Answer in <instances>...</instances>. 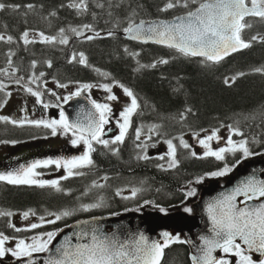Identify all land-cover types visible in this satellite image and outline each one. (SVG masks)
<instances>
[{
    "label": "trees",
    "instance_id": "16d2710c",
    "mask_svg": "<svg viewBox=\"0 0 264 264\" xmlns=\"http://www.w3.org/2000/svg\"><path fill=\"white\" fill-rule=\"evenodd\" d=\"M166 2L0 0L6 5L0 10V34L5 36V40L0 41V78L5 74L9 80H20V84L27 86L30 78H35L40 84L45 80L61 85L88 84L101 90H106L104 85L121 91L128 88L139 104L131 116L123 142L112 143V140L107 146L96 142L92 151L93 164L83 175L60 181L59 191L52 186L1 181L2 213L31 212L39 217L56 218L69 211L71 215H61L54 223L24 231L12 227L9 215H0V233L18 239L47 237V233L57 235L84 218L144 209L170 212L187 205L188 197L192 199L187 193L199 192L197 183L206 184L218 178L225 180L245 161L264 157V72L254 71L264 68V42L252 41L251 47L215 64L171 48L125 38L128 27L187 14L202 0H196L188 8L162 11ZM28 5L33 7L28 8ZM245 23L251 25L242 31L245 41L253 36L264 37V20L251 18ZM61 29H64L67 44L59 43ZM26 31L29 35L42 32L57 40L45 42L42 39L25 44L23 34ZM78 32L83 34L78 35ZM7 36L13 38L11 42L7 41ZM89 36L93 38L88 39ZM80 53L86 57V64L79 62ZM73 54L76 60H72ZM162 60L168 63H161ZM226 80L229 83H225ZM42 91L41 96L50 101L48 90L43 88ZM81 94L88 95L97 104H105L103 95L89 90ZM6 100V93L0 91V108ZM137 130L139 139L136 138ZM209 131H228L237 150L224 153L225 159L218 160L213 156L205 157L204 152L192 156L193 147L184 148L179 144L186 134ZM50 134V129L44 127L15 126L0 120V140L22 142L33 137L49 138ZM142 136L150 137L152 144L171 140L176 146L177 165L168 167L171 156L169 159L165 156L145 159L147 152L141 145ZM242 141L247 142L250 153L247 157L239 148ZM225 168L229 171L224 175H212ZM134 189L139 190L135 196L132 195ZM86 205L99 206L85 210ZM162 264H193L189 248L184 242L172 243L165 250Z\"/></svg>",
    "mask_w": 264,
    "mask_h": 264
},
{
    "label": "snow or ice",
    "instance_id": "6c2138e0",
    "mask_svg": "<svg viewBox=\"0 0 264 264\" xmlns=\"http://www.w3.org/2000/svg\"><path fill=\"white\" fill-rule=\"evenodd\" d=\"M196 3V0H167L162 11H168L176 7L188 8L190 4ZM79 7V5H74ZM6 7L4 3H0V10ZM19 7V6H15ZM28 8H32V5H28ZM87 7L86 4L83 5ZM55 13H53L54 15ZM259 17L264 20V0H207L202 2L194 11H189L184 17H177V22L167 23L160 22L157 25L149 27L148 33H151L155 37V42L160 44H166L170 48H175L184 55L190 56H202L208 61L218 63L224 57L230 55L233 52L240 51L252 46V41L264 42V37L253 36L251 40L245 41L242 38V31L245 28L251 27L250 24L244 23L246 17ZM144 22L135 27H128L126 32L134 33L133 38H141V31L143 29ZM86 28L90 26L85 25ZM73 32H77L76 29H72ZM61 37L59 43L67 44L68 40L63 36L64 29L60 30ZM82 35L83 33H77ZM29 33L26 31L23 34L25 44L31 43L28 39ZM45 42H54L57 37L45 36L44 33L39 34ZM99 35V33H97ZM111 35V33H110ZM88 39L93 37L89 36ZM149 38H152L151 36ZM11 36H7V41H12ZM5 40V36L0 34V41ZM75 54L72 56V60H76ZM79 62L82 64L87 63V59L83 53L79 54ZM161 63H168L167 60L160 61ZM11 64V61H9ZM35 65V62H33ZM155 67V65H152ZM51 67V62H49ZM3 71H7L6 69ZM256 72H264V68L254 69ZM41 76L43 73L40 74ZM244 75V73H240ZM22 79V78H21ZM235 77L232 82L235 81ZM36 81L33 80L32 83ZM17 84L20 80L16 81ZM229 83V81H225ZM60 87H67V85H59ZM6 86L0 81V91H3ZM92 85H82V88H91ZM108 92L112 89L108 85L103 86ZM123 87V85H121ZM33 96L40 97L42 95L39 91H34L31 87L26 89ZM125 94L131 98L130 106H127L121 113L123 123L119 125L120 134L115 137L112 143H122L127 133L128 127L131 123V116L139 104L136 96L128 88L123 89ZM79 95L80 93H75ZM11 95V93H7ZM71 97L69 96L68 99ZM108 100H117L115 95H109ZM43 103L42 101H39ZM6 103V101H5ZM93 105L99 112V119H93L92 122L82 125L80 123H71L61 110V118L59 120H34V121H16L12 120L11 123H19L23 126L24 123H29L37 127L43 126L52 130V135L57 134V129H62L64 134L71 132L76 138L71 141L73 145H78L83 142L88 146V151L81 155L72 157L65 160H38L32 163L29 167H21L14 172L0 173V181H6L9 184H27V185H39L40 187L52 186L56 187L59 191V181H43L38 180L35 177L39 175L35 171L38 167L55 164L57 167L63 166L67 169V175L63 179H68L73 175H80L82 173L74 170L84 168L93 164L91 158V152L94 151L92 142L102 143L105 146L109 144V141L102 140L103 126L108 123L107 114L111 113V107L108 104H97L92 101ZM45 108L49 105L44 104ZM189 111H191L189 109ZM0 120L8 121V117H0ZM242 135V133H241ZM140 132L137 130L136 138L139 139ZM218 139L216 133L209 135L206 139L200 140L199 143L207 149L204 156H213L218 160H224V153L235 152L236 147L232 148H220L218 151L211 149L209 141ZM169 145V155L171 161L168 167H175L178 163L176 160V146L171 140L167 141ZM184 148H189L186 142L181 140ZM227 143L234 145L231 137H229ZM246 141H242L239 148L243 150L244 155L247 157L250 155L248 148L246 147ZM192 156H197L195 151L191 152ZM147 158L146 156L144 157ZM203 158V157H199ZM163 159V157H161ZM227 171L225 168L223 171L212 173L213 176H222ZM138 189H134L132 195L135 196ZM119 194V193H118ZM195 190L189 191L188 196H193ZM238 195H244L247 200L264 198V181H258L253 179L248 180L243 187H238L232 194L225 196L223 199L218 200L208 205V212L212 220V232L214 235L211 238H205V247L202 249L203 256H193L194 264H230L226 259H217L212 255L216 249H222L224 253H231L239 257V264H254L251 256L245 254V250L242 248L237 240L247 245L248 249L261 252L264 255V204L254 208H241L235 203ZM99 205H86L85 210L92 207H98ZM191 211V209H186ZM34 214V213H33ZM0 215H12V213H2ZM24 217L27 218L29 213L25 212ZM62 216H69L71 212L64 211ZM61 215H57L56 219L59 220ZM43 219V218H41ZM54 223L55 221H49ZM38 224H32L31 228L35 229L39 227ZM15 227V225H12ZM20 231L21 229H16ZM47 240L42 237L39 239L34 238L32 244H26L24 240H20L16 245L15 250L5 248V241L8 237L3 233H0V257H3L6 252H11L13 256L30 257L33 252H47L49 251V245L54 239L55 233H47ZM166 239L163 243L153 242L149 243L147 238L142 236L134 244L129 245L124 242H118L114 238L107 236L100 237L95 234V230L91 235L90 244L76 245L73 250H69L67 247L63 249H56L60 253L59 258H50L48 264H159L160 257L163 254L164 248L168 247L172 243H181L179 236L171 237L168 233L163 234ZM259 264H264V260L259 261Z\"/></svg>",
    "mask_w": 264,
    "mask_h": 264
},
{
    "label": "water",
    "instance_id": "95a60500",
    "mask_svg": "<svg viewBox=\"0 0 264 264\" xmlns=\"http://www.w3.org/2000/svg\"><path fill=\"white\" fill-rule=\"evenodd\" d=\"M184 16L186 15L179 17ZM176 18L171 20L146 21L143 24L141 38L134 39V33L129 32L125 34V37L132 42L168 47L166 44L155 42V37L151 33H148L147 29L160 22L178 23ZM249 18H251V16L246 17L245 20ZM140 24L141 23L135 24L133 27ZM150 36L152 38H149ZM243 50L245 49L231 53L218 63ZM191 57L206 59L202 56ZM61 109L71 123L86 125L92 122L93 119H99L98 110L93 105L92 100L87 96L73 97L64 105H61ZM253 178L258 181H264V158L262 157L245 162L225 183L219 181L212 182L203 187L198 201L192 205L193 215L184 212L163 214L161 212L146 211L142 213H127L117 217L99 216L81 219L63 229L57 235L49 251L46 253L32 254L30 257L16 259L10 262L2 261L0 264H48L50 258H59L60 253L56 251L58 248L63 249L67 247L69 250H73L76 245L90 244L91 235L94 230L95 234L100 237L107 236L109 238H114L118 242H124L129 245L138 241L141 235L146 237L150 244L153 242L163 243L166 239L163 235L164 233H168L171 237L180 236L189 247L191 259L193 261V256H203L204 253L202 249L205 247L204 239L211 238L214 235L212 232V220L208 212V205L232 194L238 187H243L248 180ZM235 203L241 208H254L264 204V198L247 200L246 196L238 195ZM237 243H240L242 248L256 261L264 259V255H262L261 252L248 249L247 245H244L239 239ZM222 253V249H216L213 251L212 255L217 259H222ZM163 260L164 250L160 257L159 264H162ZM201 264H203V261H201Z\"/></svg>",
    "mask_w": 264,
    "mask_h": 264
},
{
    "label": "rangeland",
    "instance_id": "374dc122",
    "mask_svg": "<svg viewBox=\"0 0 264 264\" xmlns=\"http://www.w3.org/2000/svg\"><path fill=\"white\" fill-rule=\"evenodd\" d=\"M40 33H31L30 35H28V39L30 41H40L42 40V37L39 35ZM7 74V73H6ZM8 75V74H7ZM10 78L8 76H6L4 74L3 78H0V81H2L4 83V85L6 86L4 88V90L2 92L4 93H11V95H7V100L6 103H4L2 105V107L0 108V117H8L9 121L12 120H16V121H34V120H45V121H51L50 118H47L44 115L38 114L39 112H37L36 109L31 108V111H28V103L34 102V103H38L41 107H44V104H48L49 108H56L57 104L56 103H64L68 100V97H72L74 95H76L75 93L79 92L82 93L84 90H89L91 93H95L97 95H103L106 99L105 104L110 105L111 107V113L107 114V119H108V123L105 124L106 129L108 128H113L114 126L119 127V125L121 123H123V118L121 117V113L124 111V109L127 106H130L131 103V98L128 97L124 90L121 91L118 88H114L112 89L111 92H108L107 90H101V88H82L81 84H62V85H67V87H60L56 82H50V83H46L45 80H42V84L39 83L38 80H36L35 78H30L29 81V85H24V84H17L16 81L14 80H9ZM35 80V83H32V81ZM28 87H31L34 91H36L35 87L38 88L37 91L39 92H43V88L47 89L50 94L52 99H49L50 101H46L47 97L44 96H40L39 98L36 96H33L31 93H29L26 89ZM109 95H115L118 99L117 100H108L107 97ZM39 101H42L43 103H40ZM54 102V103H53ZM42 110V109H40ZM116 118H115V117ZM19 124V123H17ZM129 128V127H128ZM214 132H204V133H197V134H186L183 137L180 138V140H183V142H186L188 145H190L191 147H193V149L195 150V152L199 155H201L202 152L205 153V151H207V149H205L200 143V140H204L206 139L209 135H212ZM216 133V132H215ZM120 134V127H119V132L118 135ZM61 135V134H60ZM59 134L56 135H52V132L50 134L49 138L46 139H42L40 140L39 143H30L27 142L28 140L22 141L20 143H22V147H21V151H23L22 149H26L28 148L29 150H33V148L38 147L39 149H41V151L43 150H47V149H59V148H64L65 144H61L59 143V139L58 136H60ZM66 135V139H67V146L70 148H88V146L86 144H84L83 142L79 143L78 145H73L71 143V141L73 139H75L76 137L73 136V134L71 132H68ZM218 139H213L212 141H209L208 143L210 144V147L212 150L214 151H218L220 148H232L235 146V142L233 141V136L228 132V131H223V132H218L216 133ZM229 137H231L232 141L234 142V145H229L227 143ZM101 139L103 140V136H101ZM141 140V145L143 147V149L146 150L147 154L146 157L148 158H161L163 156L167 157L169 159L170 155L169 153V145L167 142L165 143H151V138L147 137V136H142L140 137ZM69 142V143H68ZM94 142V141H93ZM96 143V142H95ZM179 144L182 146L183 144L180 143ZM13 152V146L10 143H2L0 144V155H10ZM25 152H27L28 154L30 153V151L25 150ZM41 158V157H40ZM39 160H54V157L52 156V154L50 153H46L44 158H41ZM63 167V166H61ZM60 167V168H61ZM8 172H12V171H4V170H0V173H8ZM65 174L67 175V169L65 168ZM54 173L51 174H46L45 176H42V180L43 181H47L51 178H53ZM217 180H223L222 178H218L215 180H209L206 184H200L197 183L196 187L199 186V192L197 194H195L194 196L188 197V201H187V205L184 207H179L176 209V211L174 212H187L189 213V211H186V209H189V207H191V205L193 203H195L198 200V195L201 191V188L206 186L207 184H209L210 182L213 181H217ZM188 188V187H187ZM195 197V198H194ZM190 202V203H189ZM189 203V204H188ZM43 218V219H41ZM54 218L53 217H38L33 213H29L28 217L25 218L23 214H15L13 216H11V220L12 223L15 225L16 229H21V230H26V229H30L32 224H38V225H46L47 223H49V221H52ZM6 236V235H5ZM45 238H43L44 240H47V237L44 236ZM33 239L34 238H29V239H17V238H12V237H8V240L5 241V248H11L14 249L16 248V245L19 243L20 240H24L26 244H32L33 243ZM37 239V237H36ZM230 255H233L231 253H229ZM234 259H235V255ZM16 258V256H13L11 252H6L5 255L3 257H0L1 260L3 261H8V260H12ZM237 259H239V257L236 256ZM253 260V259H252ZM256 263V262H255ZM254 263V264H255ZM234 264H239L236 263V260L234 261ZM259 264V263H257Z\"/></svg>",
    "mask_w": 264,
    "mask_h": 264
},
{
    "label": "flooded vegetation",
    "instance_id": "af4514ba",
    "mask_svg": "<svg viewBox=\"0 0 264 264\" xmlns=\"http://www.w3.org/2000/svg\"><path fill=\"white\" fill-rule=\"evenodd\" d=\"M40 109H42V108L40 106H38L37 111L41 115H48L49 117L54 118L55 120H59L61 118L60 114L55 116L56 110H47L45 108L42 110H40ZM9 122L11 123V121H9ZM11 124L15 125V126L18 125V124H13V123H11ZM105 128H106V126L104 124L103 135H102L104 137V139L107 141L114 140L116 135L119 132V127L114 126L113 128L111 127V128L106 129V130H105ZM57 133L59 135L61 134L60 136H58V139H59V143H61L63 145L65 144L64 148L62 146V148H59V149L52 148L50 150H43V151H40L39 154H37L38 151H35L33 153L28 154L25 151H21V146L18 144L17 141H13L11 139H4V141H8L9 143H11V145L13 146V152L10 155L3 156L2 158H0V164L7 165L11 169L16 171V170L20 169L21 167H29L32 163L37 161L40 157L45 156L46 153L52 154V156L54 157V160H65V159H71L72 157L81 156L88 151V148L87 149L86 148L74 149V148L68 147L66 135L64 134L63 130L58 128ZM1 141H3V139H1L0 142ZM94 144H96V143L92 142L93 149H94V146H96ZM92 156H93V154L91 152V158H92ZM53 166H54L52 168V171L54 173L53 178H51L47 181L58 180L60 182L61 180H63L65 168L64 167H61V168L57 167L55 164H53ZM88 167L89 166L84 167V168H80V169H76L74 171L82 173L80 175H83V173L88 169ZM47 169H49V171H50V168L48 165L47 166H41V167H38L37 169H35V171L37 173H39V175L35 178L38 180H42L41 176L44 174V171ZM49 171H47V173ZM80 175H73L72 177H79ZM2 182L8 183L6 181H2ZM2 182L0 181V183H2Z\"/></svg>",
    "mask_w": 264,
    "mask_h": 264
}]
</instances>
